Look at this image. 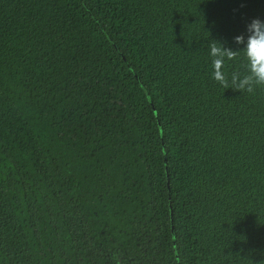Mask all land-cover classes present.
<instances>
[{
	"label": "trees",
	"instance_id": "obj_1",
	"mask_svg": "<svg viewBox=\"0 0 264 264\" xmlns=\"http://www.w3.org/2000/svg\"><path fill=\"white\" fill-rule=\"evenodd\" d=\"M254 18L264 0H0V264H264V85L226 89L209 56Z\"/></svg>",
	"mask_w": 264,
	"mask_h": 264
},
{
	"label": "clouds",
	"instance_id": "obj_2",
	"mask_svg": "<svg viewBox=\"0 0 264 264\" xmlns=\"http://www.w3.org/2000/svg\"><path fill=\"white\" fill-rule=\"evenodd\" d=\"M247 38L244 35L236 36L235 42L242 44L239 51L226 49L221 43L213 41L209 48L211 57L212 78L226 89L239 92L253 93L264 85V20L254 18L247 25ZM220 47H216L215 45ZM243 52L245 70L225 74L223 67L226 60L233 59V54Z\"/></svg>",
	"mask_w": 264,
	"mask_h": 264
}]
</instances>
